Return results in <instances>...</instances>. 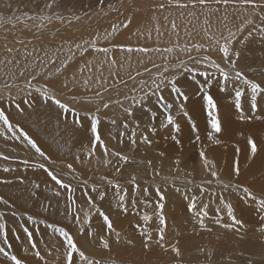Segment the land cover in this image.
I'll return each instance as SVG.
<instances>
[{"label": "snow or ice", "instance_id": "6c2138e0", "mask_svg": "<svg viewBox=\"0 0 264 264\" xmlns=\"http://www.w3.org/2000/svg\"><path fill=\"white\" fill-rule=\"evenodd\" d=\"M119 2L120 8L111 0H71V8L69 0L0 5V137L32 153L0 171L40 170L52 193L40 205L48 213L42 218L21 214L0 193V264H264V71L257 73L247 55L257 43L264 52V0H145L136 8L147 10L137 32L146 40L155 35L153 45H101L128 29L133 15L88 39L68 31L110 12L123 15ZM114 50L125 55L118 59ZM213 88L231 101L242 127L222 118ZM194 97L206 113L209 144L235 142L224 167L202 143L189 109ZM33 116L78 146L75 153L69 148L71 160L58 168L60 158L15 118ZM184 121L202 145L200 167L190 172L181 168ZM102 123L110 126L107 139ZM161 130L170 151L158 150ZM15 159L0 151V160ZM93 164L111 172L88 176ZM16 179L25 184L26 177ZM30 187L36 196L41 183ZM9 213L17 228L8 227ZM10 234L22 241L19 250Z\"/></svg>", "mask_w": 264, "mask_h": 264}, {"label": "rangeland", "instance_id": "374dc122", "mask_svg": "<svg viewBox=\"0 0 264 264\" xmlns=\"http://www.w3.org/2000/svg\"><path fill=\"white\" fill-rule=\"evenodd\" d=\"M4 2L5 0H0V5H2ZM111 2L116 7L118 8L121 7L119 0H111ZM143 3H145V0H138V3L133 2V0H123V7L121 8V11L124 13L123 15L119 13L110 12L109 15L106 17L94 18L91 21L86 20L82 25H78L75 28H70L68 31L77 38L83 35L85 39H88L89 33H93L96 31L104 32L105 30H110V25L112 23H116V22L124 20L125 16L127 15H133L134 22L132 25H130L128 29L119 30L117 35L113 37L111 41L101 40L100 42L101 45L109 46V47H111L112 43L127 44L133 47L142 46L145 44L153 45L155 43L154 41L155 35H153L152 40H145V38L143 36H140L137 32L138 28L142 29L144 27L145 21L143 20V17L147 15L146 9H142L141 12L139 13L136 12V8L139 6V4H143ZM67 7L68 8L72 7L71 0H69ZM253 48H254V51L247 53V55L250 58L249 62L254 64V67H256L257 73H259L261 71H264V69L260 67V59L264 57V52L260 50L261 46L259 45V43L255 44ZM93 55L94 54H86V58L92 59ZM113 55L119 59L123 57L125 54L120 52L119 50H114ZM132 59H133V64H134L137 57L134 55ZM105 75H107V73H105ZM124 91H127V89H124ZM212 93L214 97L218 100L219 106L223 109V114L228 115V114L234 113V108L231 107V101L229 99H225L224 94L220 93L215 88L212 89ZM193 102L196 103L197 104L196 106L199 107L200 105L198 104L199 101L194 97L189 102V108L192 106ZM196 109L197 111L199 110L201 111V108H196ZM227 109L229 112L227 111ZM198 115L199 114H195L193 116H194L195 122L198 123L199 125V121H200L202 124L200 126L204 127V130L201 129L203 130L202 134L201 132L199 133L201 138L203 139L206 137V131L208 130L206 127V113L201 111V116L199 117ZM195 117H198V118H195ZM232 117H234V115ZM15 118L21 120V123L24 124V126L30 131V133L42 143L45 150L51 153L54 159H56L57 157L60 158V159H56V166L58 168L62 164L64 158L68 160L72 159V156L69 153V148H71L72 153L79 151L78 146L77 147L71 146V142L67 141V137L65 136V134L61 130L57 129L54 123L41 124L37 122L36 116H33L31 121H25L21 117H15ZM222 118L224 117L222 116ZM184 125L185 127L181 134V136L183 137L182 143H183V147H187L186 149L187 150L190 149V151L188 152L187 160H185L186 156L182 154L185 157L182 156L181 158V161H182L181 168L183 169L184 172H188V169L186 168L185 164L191 163L192 165H194L196 163V161L199 158L198 149L202 145L201 143L195 142L194 139H190L189 131L188 132L184 131L185 129L189 130L187 126V121H184ZM101 127L104 133L103 138L107 139V133H108L110 126H108L106 123H102ZM191 135L194 136V134H191ZM155 142H156V145L158 146L159 151H166L167 145L172 146V141L170 140L168 133L164 130H161L160 135L155 137ZM109 143H111L112 145H115L116 141H109ZM221 145L222 144H219L217 146L220 147ZM121 147H124V146H121ZM0 151L12 157H16L15 160H9V161L0 160V169H2L4 166L18 167V162L20 158H23L25 156H31L32 154L31 151L19 145L18 142H14V141L6 142L3 139V137H0ZM211 153H212L211 151H208L209 158L215 159L216 157L213 155V153L212 154ZM98 155H99V151H98ZM165 164L167 165L168 162L166 161ZM76 167L79 169L81 166L77 164ZM96 168L97 166L93 164L92 168L85 169V172L87 173L88 176H91L93 178H98L101 174L111 172V169H105L103 167H100L99 171H97ZM165 172L168 173L167 166L165 167L164 173ZM17 176L26 177L25 184H20L19 181L16 179ZM4 178L12 180L13 183L11 185L0 184V193L4 194L6 197H11V199L15 201L17 211H19L21 214H24L25 212H27L28 214L39 213L41 218L48 215V213L43 212L40 205L48 203V200L46 198H51L52 193L45 189V185L43 182L47 180V177L42 171L37 170L33 172L30 169L27 171H24L22 167H19L18 171L15 173H4L0 171V179H4ZM33 180L36 181L37 183H41V188L37 190L36 196L31 195L30 182ZM79 195L80 193L77 192V196ZM227 198L230 200L233 199L232 196H228ZM63 204H64V200L62 197L61 198L62 210H63ZM0 210H3L2 205H0ZM182 211H183L182 208H177L176 209L177 215H179ZM245 215H248L249 218L255 219V212H245ZM55 219H60L63 224H67L69 228H71L72 231L75 232L76 230L75 226L71 224L69 220H65L60 216L55 217ZM124 223L125 225H127V221H125ZM8 227L9 228L18 227V225L13 222V218L11 217L10 213L8 215ZM41 229L43 230V226H41ZM18 234L21 235L22 240H23L22 231H20ZM9 239H10V243L14 245V250H19L21 247L22 241L21 242L16 241L15 238L11 234L9 236ZM36 239L39 240V237H36ZM40 247L43 248V244H41Z\"/></svg>", "mask_w": 264, "mask_h": 264}, {"label": "bare ground", "instance_id": "6f19581e", "mask_svg": "<svg viewBox=\"0 0 264 264\" xmlns=\"http://www.w3.org/2000/svg\"><path fill=\"white\" fill-rule=\"evenodd\" d=\"M146 40V39H145ZM154 41H155V39H154ZM198 104H200V102H198ZM197 104L196 103H192V106L189 108L190 109V111L193 113V115H195V114H199L198 116L200 117L201 116V111L199 112V111H197V109L196 108H200V105H199V107L198 106H196ZM226 108V107H225ZM222 108L220 107V110H221ZM230 110V109H229ZM227 111H228V109H227ZM229 112V111H228ZM221 116H223L224 117V119H227V120H229V121H231L232 123H231V127H233V128H237V127H242L243 125H241V124H239V122H237L236 121V119H235V116L234 117H232L233 116V113L232 114H228V115H226V114H223V109L221 110ZM195 118H198V117H195ZM197 125H198V123H197ZM200 125H202L201 124V122L199 121V125H198V127H199V129H200V132H201V134H202V131L204 130V127H202V126H200ZM201 129H203V130H201ZM184 131H186V132H188L189 130L188 129H185ZM207 132V131H206ZM182 134V133H181ZM184 134V133H183ZM185 135V134H184ZM203 136V135H202ZM237 138H239V137H237ZM227 139V140H226ZM203 140V145H205L207 148H208V151H211L212 153H213V155L216 157L215 159L217 160V162H218V164L222 167V166H225V165H227V164H229L231 161H232V159H233V157H234V151H235V148H234V141L232 140V139H228V138H222V140H221V146L220 147H218L217 145H215V144H209V142L206 140V137L205 138H203L202 139ZM184 142V141H183ZM188 142V141H187ZM167 143V142H166ZM171 143V142H170ZM186 143V142H185ZM166 145V144H165ZM188 145V144H187ZM171 148H172V146L170 145H167V151H170L171 150ZM187 147H183V149H182V154L183 155H185V156H183V157H185V160H187L188 159V152L190 151V149L189 150H187L186 149ZM200 149H201V147L198 149L199 151H200ZM211 153V154H212ZM182 156H181V158H182ZM242 164H246V161H244L243 159H242ZM185 166H186V168L188 169V172H190L193 168H199L200 167V159L198 158V160L196 161V163L194 164V165H192L191 163H187V164H185ZM164 174H167L166 172L164 173ZM245 218H249V216L248 215H245Z\"/></svg>", "mask_w": 264, "mask_h": 264}]
</instances>
